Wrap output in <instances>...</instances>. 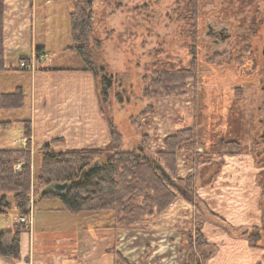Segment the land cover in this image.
Segmentation results:
<instances>
[{
  "label": "rangeland",
  "instance_id": "1",
  "mask_svg": "<svg viewBox=\"0 0 264 264\" xmlns=\"http://www.w3.org/2000/svg\"><path fill=\"white\" fill-rule=\"evenodd\" d=\"M84 1L88 0H52L53 4L43 7L46 1L40 0L34 18L23 20L26 25L20 31L34 24L32 34L38 46L47 47L49 57L44 63L37 56L35 64L27 62L21 68L26 72L22 77L3 82L0 73V101L17 89L23 92L21 109L2 110L0 104V148L29 150L32 189L27 207L42 199L36 179L46 150L56 154L102 150L111 144L113 128L120 139L118 150L160 162L170 175L171 182L163 181L174 195L165 228L184 238L190 235L181 264H207L208 258L221 250L222 244L219 249V245L209 244L208 238L221 234L226 240L230 231L215 228V220L206 214L220 218L211 197L242 190L239 183L249 172L254 183L249 182V189H261L263 196L262 225L251 223L234 229L239 238L257 243L251 247L263 254V259L253 264H264V0H93L92 30L86 42L79 44L89 52L91 63L78 54L77 46L66 52L73 45L71 13ZM212 32L224 36L214 37ZM42 67L53 68L56 75L68 72L65 79L72 85L71 99L56 107L46 100L51 112L34 121L38 104L36 110L44 107L47 111V103L37 100L46 93L34 89L37 81L43 82L37 75L53 72H42ZM17 84L22 88L14 89ZM64 112L65 119L60 118ZM52 130L65 133L64 141L55 137L45 140L41 134ZM170 138L174 140L168 141ZM168 142L176 144L174 151L167 149ZM83 143L86 145L81 146ZM60 144L64 150H55ZM171 154L175 159L169 158ZM256 169L261 172L253 179ZM14 171L21 172L22 163ZM161 185L154 187L156 191ZM5 194L11 206L7 215L24 212L16 207L15 194ZM148 195L147 191L132 203L146 214H155L154 204L146 201ZM179 210L183 214L180 228L171 215ZM99 214L80 213L83 221L78 223L85 227L101 223L104 229V225L118 224L123 215ZM21 215L20 223L29 226L30 219ZM156 215L133 228L140 253L146 251L150 237L153 245L164 241L138 231L153 226L163 229L161 221L154 222ZM10 222L1 216V230ZM169 264L175 263L171 259Z\"/></svg>",
  "mask_w": 264,
  "mask_h": 264
},
{
  "label": "crops",
  "instance_id": "2",
  "mask_svg": "<svg viewBox=\"0 0 264 264\" xmlns=\"http://www.w3.org/2000/svg\"><path fill=\"white\" fill-rule=\"evenodd\" d=\"M14 1L15 0H6L5 6V61L6 68L10 69V71L1 73L3 82L11 78L13 79L16 76L22 77L26 75V72L21 70L20 62L25 61L26 63L30 61L35 64L37 61L36 56L38 48H44L45 56L41 57V59L44 60L43 63L46 57H49V55H47V47L45 45H37V37L32 34L34 24L30 23L29 29H25L23 33L20 31V29L26 25L23 20L32 21L31 19L34 18V7H41L40 0L38 2L37 0H27V3H24L22 0L18 2ZM45 1L46 2H43L45 5L43 7H48L53 4L51 3L52 0ZM46 71L53 72L50 75H47L48 73H39V75H37V79L40 81L43 80V82H35L36 85L34 89L46 90L44 94L45 97L41 100H37L42 104L47 103V100L51 104V107H53V105L56 107L65 104V102L69 101V98L71 99L69 96L72 85L65 79V73L68 72L63 71L62 75H56V70H53V68L45 67L42 69V72ZM19 87H21V85L17 84L13 88L17 89ZM49 103H47L48 105L45 104L47 111H45L44 107H41L40 112L36 110V108H39L40 104L35 107L36 113L35 115L33 113L34 121L36 118L43 119L48 116L47 114L51 112L48 110L50 106ZM59 117H64L63 119H65V112L60 113ZM54 119L57 120V118ZM37 126H41V124L38 123ZM34 127H36V124H34ZM41 135L45 140L46 138L50 140L52 137H55L59 142L64 141L65 138V133L53 130L45 132L44 135L42 133ZM38 136V134H34L35 138H38ZM85 145L86 144L83 143L81 146ZM54 149L58 151L64 150L61 144L54 146ZM0 150H6V148H0ZM254 171L253 179H258V172L261 171L258 169ZM249 182L254 184L251 174L247 172L239 183H242V190L229 192L224 195L216 194L211 197L213 198V207H217L213 210L220 218L212 216L208 212L206 214L210 219L215 220V222H213L215 228H219L222 231H230V236H226L228 239L223 240V238H225L224 235H222V237L221 234L210 235L207 241L209 244L219 245V249L220 244H222V246L220 251L211 258H208L207 264H253L259 263V261L263 259V254H261L259 250L252 248L245 237L244 239L243 237L239 238L237 230L234 229L240 228L236 226L251 223H254L253 226H256V224L257 226L262 225L261 200L263 196L261 189L256 190L253 189V187L251 188L252 190H250L248 186L251 184ZM230 200H234L235 204L231 205L229 203ZM251 201L253 202L251 203ZM246 206H248V208ZM171 210L172 209H166L164 212L154 217L156 218L154 222L157 220V222L161 221V225L164 227L163 229L153 226L149 229L142 228L138 230L143 233L147 231L150 232L151 235H158L160 236V240H164L163 242L153 245V238L150 237L148 243L143 241L147 245L146 251L140 253V249L135 248L136 237L133 233V228L135 226L120 229L118 224L115 223L114 226H112V224L104 225L103 227L105 228L103 229L100 227L101 223L99 225L95 223L96 226L85 227L83 222L82 225L78 223L79 221H83L81 220L82 216L71 214L65 208L61 200H36L33 204L30 203L24 212H21V214H24V217L30 219L31 223L27 226V230L21 235L20 258L16 260L0 257V264H125V262L127 264H169L171 259L175 264H181L182 250L186 246H190V235L184 238L183 235L180 236V234L174 233L175 230L174 232L172 231V233L169 228H165L166 219L169 220V217H171L169 213ZM245 211H248V213ZM21 214L19 215V213L16 212L10 215L0 214V217L4 216L7 220L9 219V221H11L8 225L4 226V230H1L2 224H0V232H8L18 226H24L20 223V216H23ZM105 215L106 214L101 213V216L107 219ZM171 215L174 216L173 221L176 222L175 224L179 222L178 226L180 228V218L181 215H183L182 211L179 210L177 213L172 212ZM94 216L99 217L100 214L96 213ZM218 221L222 222L220 225L223 227L219 224H215L218 223ZM226 222L229 225H227ZM228 226H233V229ZM249 226L250 225H247V227ZM216 237L217 239L214 240ZM218 237L221 238L218 239ZM138 240H140V237H138ZM256 246H258L257 243ZM147 250L149 252L146 254Z\"/></svg>",
  "mask_w": 264,
  "mask_h": 264
},
{
  "label": "trees",
  "instance_id": "3",
  "mask_svg": "<svg viewBox=\"0 0 264 264\" xmlns=\"http://www.w3.org/2000/svg\"><path fill=\"white\" fill-rule=\"evenodd\" d=\"M93 2L84 1L79 9L75 6L72 11L73 45L66 49V52L71 51L77 46L78 54L87 63H91L89 52L79 44L81 40L86 42L88 34L91 33ZM4 13L5 0H0V73L10 71L6 68L5 61ZM42 56H45L44 48H38L37 57ZM0 104L2 110L21 109L24 105L22 90L17 89L16 93L2 96ZM110 134L111 144L102 150L84 149L58 154L46 150L42 170L39 179L36 180L41 186L42 199L61 200L71 214H96L104 211L114 215L121 213L123 215L117 220L118 226L120 229L131 228L143 224L147 217L164 212L170 206L169 201L174 199V195L163 186V181L167 179L150 160L135 153L118 150L119 135L113 128ZM173 140L174 138H170L168 141ZM172 146L175 148L176 144L168 142L167 149L174 151ZM28 151V149L0 150V214H6L7 210L11 209L5 193L15 194L17 208L24 211L27 209L28 195L32 189V159ZM160 157L166 158L163 153H160ZM169 158L175 159V155L171 154ZM20 163L22 171L15 173L14 168ZM161 183V189L156 191L154 187ZM54 184H68V188L64 194H59L50 189ZM147 191L149 197L146 201L154 204L157 210L155 214H146L132 203V200ZM26 230L27 227L18 226L12 231L0 232L1 258L16 260L20 258V239ZM251 246L256 247V243Z\"/></svg>",
  "mask_w": 264,
  "mask_h": 264
},
{
  "label": "water",
  "instance_id": "4",
  "mask_svg": "<svg viewBox=\"0 0 264 264\" xmlns=\"http://www.w3.org/2000/svg\"><path fill=\"white\" fill-rule=\"evenodd\" d=\"M151 162L156 167V169L161 173V175L164 178H166L169 182H171L172 179L170 175L166 172V170L157 161L152 160ZM67 188H68V184H54L53 186H51L50 189L59 194H64Z\"/></svg>",
  "mask_w": 264,
  "mask_h": 264
},
{
  "label": "flooded vegetation",
  "instance_id": "5",
  "mask_svg": "<svg viewBox=\"0 0 264 264\" xmlns=\"http://www.w3.org/2000/svg\"><path fill=\"white\" fill-rule=\"evenodd\" d=\"M212 35H214V37H218V38H219V36H220V37H223V36H224L223 32H219V33H216V34H214V33L212 32Z\"/></svg>",
  "mask_w": 264,
  "mask_h": 264
},
{
  "label": "built area",
  "instance_id": "6",
  "mask_svg": "<svg viewBox=\"0 0 264 264\" xmlns=\"http://www.w3.org/2000/svg\"><path fill=\"white\" fill-rule=\"evenodd\" d=\"M20 66H21V68H25L26 67V63L23 61Z\"/></svg>",
  "mask_w": 264,
  "mask_h": 264
}]
</instances>
